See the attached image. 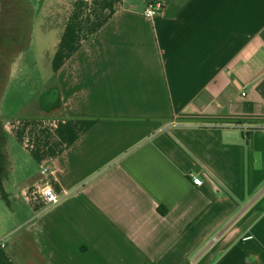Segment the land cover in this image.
<instances>
[{
    "label": "crops",
    "instance_id": "0c3cea01",
    "mask_svg": "<svg viewBox=\"0 0 264 264\" xmlns=\"http://www.w3.org/2000/svg\"><path fill=\"white\" fill-rule=\"evenodd\" d=\"M149 1L0 0V264H264V0Z\"/></svg>",
    "mask_w": 264,
    "mask_h": 264
},
{
    "label": "built area",
    "instance_id": "2783aa9c",
    "mask_svg": "<svg viewBox=\"0 0 264 264\" xmlns=\"http://www.w3.org/2000/svg\"><path fill=\"white\" fill-rule=\"evenodd\" d=\"M164 6L163 3L158 0H152L147 2L144 16L146 18H153L155 16L160 15L163 12ZM53 172H50L48 169L44 168L41 170V175L51 174ZM193 186H199L201 184L200 180L198 178L192 179ZM41 196L45 200V202L49 205H56L59 202V198L57 195L53 192V190L49 187H44L41 190ZM252 237H248L246 239H251ZM3 247V245H1Z\"/></svg>",
    "mask_w": 264,
    "mask_h": 264
},
{
    "label": "rangeland",
    "instance_id": "374dc122",
    "mask_svg": "<svg viewBox=\"0 0 264 264\" xmlns=\"http://www.w3.org/2000/svg\"><path fill=\"white\" fill-rule=\"evenodd\" d=\"M29 1V4L32 6V7H35L34 6V2H35V4H36V0H28Z\"/></svg>",
    "mask_w": 264,
    "mask_h": 264
},
{
    "label": "trees",
    "instance_id": "16d2710c",
    "mask_svg": "<svg viewBox=\"0 0 264 264\" xmlns=\"http://www.w3.org/2000/svg\"><path fill=\"white\" fill-rule=\"evenodd\" d=\"M161 213L163 214V213H164V211H161Z\"/></svg>",
    "mask_w": 264,
    "mask_h": 264
}]
</instances>
